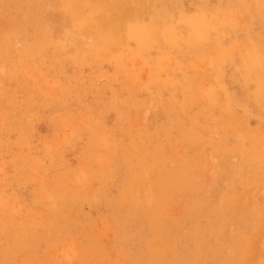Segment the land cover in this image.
Masks as SVG:
<instances>
[{"label":"rangeland","instance_id":"rangeland-1","mask_svg":"<svg viewBox=\"0 0 264 264\" xmlns=\"http://www.w3.org/2000/svg\"><path fill=\"white\" fill-rule=\"evenodd\" d=\"M0 7V264H264V0Z\"/></svg>","mask_w":264,"mask_h":264},{"label":"bare ground","instance_id":"bare-ground-1","mask_svg":"<svg viewBox=\"0 0 264 264\" xmlns=\"http://www.w3.org/2000/svg\"><path fill=\"white\" fill-rule=\"evenodd\" d=\"M243 1V0H242ZM258 1V0H257ZM253 2V1H252ZM251 2V3H252ZM238 3V2H237ZM240 3H241V1H240ZM259 3V2H258ZM263 4V3H262ZM255 5H256V3H255ZM241 6V5H240ZM246 7V6H245ZM255 7V6H254ZM197 8V7H196ZM195 8V9H196ZM240 8V7H239ZM256 8V7H255ZM0 9H2L1 7H0ZM262 9V8H261ZM244 10V9H243ZM253 10V9H252ZM228 11V10H227ZM240 11V10H239ZM232 12V11H231ZM230 12V13H231ZM235 12V11H234ZM262 12V11H261ZM260 12V13H261ZM250 13V12H249ZM251 13H253V12H251ZM164 14V13H163ZM257 14V13H256ZM254 15V14H253ZM258 15V14H257ZM166 17V16H165ZM232 17V16H231ZM242 17H244L243 15H242ZM263 17V16H262ZM252 18V17H251ZM257 18V17H256ZM248 19V18H247ZM246 19V20H247ZM232 20H233V18H232ZM256 20H258V19H256ZM249 21V20H248ZM245 22V21H244ZM258 22V21H257ZM262 23V22H261ZM252 24V23H251ZM259 24V23H258ZM253 33V32H252ZM248 34H249V32H248ZM255 34H256V32H255ZM251 37V36H250ZM249 38V37H248ZM240 70V69H239ZM232 98H234V97H232ZM246 155V154H245ZM251 160V159H250ZM245 161V160H244ZM256 161V160H255ZM252 162H254V161H252ZM236 163V162H235ZM240 164V163H239ZM252 164H258V163H252ZM235 165V164H234ZM239 168V167H238ZM121 186V185H120ZM116 189V188H115ZM108 203V202H107ZM100 207V206H99ZM98 208V207H97ZM109 208V207H108ZM99 209V208H98ZM108 210V209H107ZM3 211H1V213H2ZM1 216V215H0ZM3 217V216H2ZM145 229V228H144ZM139 234V233H138ZM149 234V233H148ZM131 237V236H130ZM135 239V238H134ZM130 241H132V242H134L133 240H130ZM137 242V241H136ZM140 242V241H139ZM138 244V243H137ZM131 245V244H130ZM143 246V245H142ZM132 247V246H131ZM139 247V246H138ZM142 248V247H141ZM135 253V252H134ZM134 253H131L132 255L134 254ZM172 253V252H171ZM174 253V252H173ZM149 256V255H148ZM148 256H145V257H148ZM153 256V255H152ZM170 256V255H169ZM173 257V256H172ZM186 257V256H185ZM141 259V258H140ZM233 259V258H232ZM146 260V259H145ZM150 260V259H149ZM182 261V260H181ZM145 262V261H144ZM149 262V261H148ZM143 263V262H142ZM146 263V262H145ZM151 263V262H150ZM141 264V263H140ZM181 264V263H180Z\"/></svg>","mask_w":264,"mask_h":264}]
</instances>
